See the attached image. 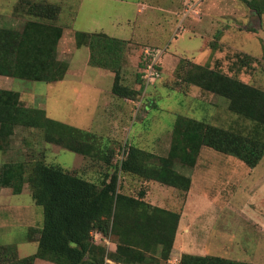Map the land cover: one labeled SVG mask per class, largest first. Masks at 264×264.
I'll return each instance as SVG.
<instances>
[{"label":"rangeland","instance_id":"rangeland-1","mask_svg":"<svg viewBox=\"0 0 264 264\" xmlns=\"http://www.w3.org/2000/svg\"><path fill=\"white\" fill-rule=\"evenodd\" d=\"M27 1L30 6L41 2L57 8L55 19L49 23L62 28L56 55L67 65L73 60L79 66L77 62L81 64L88 56L87 48L76 47V31L103 32L113 38L128 39L125 40L121 71L123 85L139 89L138 64L142 50L147 46L165 51L160 66L162 75L132 99L130 117L123 118V123L117 125H93L91 117L96 114L99 104L89 81L95 80L91 76L95 67L86 69L84 77L68 76V79L55 83L0 76V90L17 92L24 107L41 109L53 120L94 133L97 148L111 155L107 164L103 156L94 155L93 148L92 153H73L47 142L40 129L17 127L7 140L5 151L0 152V165L42 160L99 184L106 174L114 172V166L124 159L129 146L165 157L172 126L179 115L223 129L246 131L251 128L248 120L228 110L225 99L196 86H186L175 75L178 62L186 59L264 91V15L257 16L239 0H186V5L180 4L174 10H169L174 7L170 0H0V27L21 31L27 21L34 20V17L14 13L18 5L27 7L24 5ZM190 5H194L195 12L186 13ZM200 150L195 164L207 162V165L229 166L222 172V180L226 175L242 177L241 189L231 180L225 186L232 198L236 196V200L232 199L227 206L228 215L260 216L255 219L262 228L240 231L229 238L247 251H254L260 257L257 264H264V158L255 168H249L238 159L210 148ZM219 160H230V163ZM234 162L241 167L231 171ZM175 168L180 173L186 171L179 164ZM146 182L149 181L118 173V185L123 188L121 192L129 196L137 197L142 193L145 198ZM211 214L220 215L207 205V216ZM20 216L38 217L36 221L40 227L42 208L35 205L26 186L19 195L4 188L0 195V246H8L10 256L14 250L17 257H25L37 249L36 244L26 239L27 234H31L27 228L35 225L28 217L22 220ZM102 237L109 245L103 241L99 244L111 252L116 237ZM41 263L38 261L37 264ZM105 263L114 264L110 260Z\"/></svg>","mask_w":264,"mask_h":264},{"label":"trees","instance_id":"trees-1","mask_svg":"<svg viewBox=\"0 0 264 264\" xmlns=\"http://www.w3.org/2000/svg\"><path fill=\"white\" fill-rule=\"evenodd\" d=\"M239 1L257 16L264 15V0ZM24 5L27 7L16 6L14 13L34 20L27 21L21 31L0 27V76L59 82L68 65L56 55L62 28L49 23L55 19L57 8L41 2L30 6L27 1ZM75 44L77 48H88L89 66L113 73L114 96L132 100L146 90L140 71L138 90L121 83L125 40L103 32L76 31ZM175 75L186 86H196L225 99L228 110L248 120L251 128L223 129L179 115L173 123L165 157L129 146L114 172L106 174L99 184L42 160L0 165V191L9 188L12 194L19 195L26 186L43 216L41 226L33 230L37 233L36 252L19 258L14 250L10 256L8 246H0V264H34L36 259L52 264H106L105 260L114 264H152L159 263L154 258L158 246L159 257L165 261L173 246L179 214L150 205L142 193L134 197L119 192L118 173L187 191L190 178L175 166L194 167L202 147L234 157L249 168L258 165L264 158V91L186 59L178 62ZM17 127L40 129L47 142L73 153H92L93 148L94 155L110 163L111 155L97 148L94 133L53 120L41 109L24 107L17 92L0 90V152L5 151ZM95 231L105 237L114 235L115 251L108 252L100 242L94 243L91 233ZM179 264L251 263L182 254Z\"/></svg>","mask_w":264,"mask_h":264},{"label":"crops","instance_id":"crops-1","mask_svg":"<svg viewBox=\"0 0 264 264\" xmlns=\"http://www.w3.org/2000/svg\"><path fill=\"white\" fill-rule=\"evenodd\" d=\"M170 1L171 5H174V7H170L169 10L176 9L180 4H187L186 0ZM190 6L194 7V5ZM88 60L89 50L88 56L81 61V64L79 61H76L79 66H76L73 60L69 63L67 72L61 81L65 78L68 79V76H76L77 78L81 76L84 77L86 69L91 67L88 65ZM91 76H93L95 80L89 81L91 83V86H89L93 88V93H95L96 98L98 97L97 103L99 105L101 104L100 107L97 105V112L94 114V117H91L94 120L93 125H117L123 123V121H121L123 118L130 117L132 108L130 103H132V100L128 98H120L118 101L115 100V96L112 94L113 73L111 71L96 68ZM76 82L79 83L80 80L77 79ZM83 85L85 86L86 84ZM104 107H106V109H104ZM107 110H110V113H107ZM219 161L230 163V160ZM228 167L229 166L222 165H207V162L203 165L195 164L192 168L185 167L186 171L181 173L190 178V186L187 191L169 187L155 181L146 182L148 188L145 190V198L143 199H145L147 203L154 207L177 212L179 214L173 246L168 259L165 261L160 259V247L158 246L155 248L156 254L154 255V258L159 261V263L152 262V264H179L182 254H190L194 256H217L251 264H257V262L260 261V257L255 255L253 253L254 251H247L243 245H240L238 242L234 243L229 238V236H233L234 233L239 234L240 231L244 232L246 230L256 231L257 228H260L261 226H259V221L255 219L260 216H248V218L247 216H236L234 214H231V216L228 215L229 209L227 206H229L233 200H236V196L235 198H232V195L229 194V190L225 186L227 183H230L228 180H231L234 186L241 189L240 187L243 183L242 177L237 178L234 175H226L222 180V172ZM236 167L240 168L241 164H238L237 162L231 163V171ZM178 172L180 173L179 170ZM253 188L254 186L250 189L252 190ZM3 189H1L0 195L2 194ZM118 190L121 192V190L123 191V188L118 185ZM230 191L233 192L231 189ZM207 205L210 206L212 212H215L216 214L219 213L220 215L217 216L211 214L210 216H207ZM26 217L31 219L35 225L27 228V231H30L31 234H27L26 239L28 242L36 244L37 247V242L35 241L37 233H33V230L38 229L39 227L36 221L38 220V217L36 219V216H20L22 220ZM262 225L264 228L263 223ZM115 248L116 246L114 244L111 251H115ZM38 261H42L41 264H52L41 259H36L34 264H37Z\"/></svg>","mask_w":264,"mask_h":264},{"label":"built area","instance_id":"built-area-1","mask_svg":"<svg viewBox=\"0 0 264 264\" xmlns=\"http://www.w3.org/2000/svg\"><path fill=\"white\" fill-rule=\"evenodd\" d=\"M194 7L188 6L186 9V13H193ZM164 50L154 48V47H144L141 55V64L142 67L140 69L141 72V80L144 86V89H147L149 86L156 83L161 78V59ZM92 240L94 243L104 242L109 245V242L103 239L99 232L91 233Z\"/></svg>","mask_w":264,"mask_h":264}]
</instances>
